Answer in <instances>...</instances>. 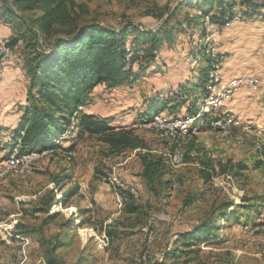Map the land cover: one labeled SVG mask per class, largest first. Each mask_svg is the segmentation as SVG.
I'll list each match as a JSON object with an SVG mask.
<instances>
[{
	"label": "rangeland",
	"instance_id": "obj_1",
	"mask_svg": "<svg viewBox=\"0 0 264 264\" xmlns=\"http://www.w3.org/2000/svg\"><path fill=\"white\" fill-rule=\"evenodd\" d=\"M85 3L82 19L116 27L132 20L143 29L162 30L155 59L141 61V65L146 66V61L150 64L139 71L137 79L113 87L98 83L90 99L79 104L83 111L107 117L111 125L125 126L144 147L112 150L95 133L78 129L73 115L62 134L66 140L58 142L56 151L36 156L26 168L0 163V264H48V254L56 260L51 264H264V87L257 76L227 79L224 74L228 52L238 46L240 52H246L243 58L248 59L257 50L264 32V8L229 22L230 27L234 22H244L236 29L240 40L233 41L224 34L230 27L215 32L214 27L220 24L212 19V24L186 23L185 17L192 19L196 12L201 20L204 12L198 10L200 0ZM237 6L240 9L239 2ZM167 15L170 19L164 22ZM257 19L262 23H255ZM164 29L170 30V37H165ZM10 48L21 58V42ZM202 52L212 58L211 67L215 62L220 83L208 88L205 79L207 94L201 109L206 102L213 106L203 112H212L210 124L227 116L225 121L231 123L219 128L191 125L194 131L190 136L180 129L173 135L158 122L143 124L141 118L150 111V99L172 98L180 84L197 79L199 68L205 65ZM255 65V61L243 64L247 68ZM233 80L236 86L220 87ZM211 96L213 102L209 101ZM188 103L159 112L169 121L184 116L194 119L186 114ZM9 132H0L2 142ZM70 144L72 149L62 148ZM177 145L185 155L174 162L172 152ZM6 150L0 149V159ZM144 152L162 160L161 180H155L154 189L141 174ZM203 161L213 163L217 171L207 181L199 174ZM236 162L245 165L239 167ZM220 163L228 165L226 172L219 171ZM167 178L171 180L168 188L161 182ZM131 187L135 193L125 189ZM243 196L258 201V210L237 209V217L227 219L217 215L224 201L232 199L238 204ZM126 201H132L137 210H126ZM214 217L218 225L215 238L191 245L198 249L189 257L183 253L167 256L179 245L178 232ZM105 228H115L117 234L109 238Z\"/></svg>",
	"mask_w": 264,
	"mask_h": 264
},
{
	"label": "trees",
	"instance_id": "obj_2",
	"mask_svg": "<svg viewBox=\"0 0 264 264\" xmlns=\"http://www.w3.org/2000/svg\"><path fill=\"white\" fill-rule=\"evenodd\" d=\"M238 2L242 11L237 6ZM260 8H264V0H200L198 10L208 13L214 22L225 25L237 10L241 11V17H245L248 13L260 11ZM85 10V0H0V18L7 22L12 30L6 45L13 47L19 42L22 43L21 64L27 78L25 101L18 124L6 140L2 142L0 139V149H7L2 158L14 150L20 155L32 150L57 147L61 139L66 140L62 134L68 129L73 115L74 125L78 126V129L95 133L112 150L144 147L141 140L132 135L125 126L111 125L107 117L83 111L79 104H84L90 99L91 92L98 83L113 87L137 79L140 76L139 71L155 59L156 50L162 41V30L143 29L132 20L116 27L97 20L82 19ZM195 15L192 19L185 17L188 25L201 23L200 15L197 12ZM169 19L170 16L167 15L163 21L168 22ZM201 27L203 35L204 28ZM164 33L165 37H170L169 29H164ZM203 43L206 44L205 41ZM202 54L205 57V65L199 68L197 79L180 84L172 93V98L167 95L150 99V111L144 113L145 116L143 115L141 120L149 119L165 108L170 110L189 100L186 114L195 116L191 125L196 128L212 127L209 116L212 112L203 113L206 111L203 107L201 109V104L207 94L206 86L210 87L209 78L215 69V62L211 67L212 58L206 56L207 53ZM145 58H150V61L144 62L146 66L140 64ZM134 63L137 64L136 68ZM195 112L198 113L193 114ZM197 117L201 118V121L196 122ZM62 148L73 147L70 144ZM262 150L264 151V143ZM141 162V174L148 187L154 189L155 180H161V157L144 152ZM234 165L242 167L245 164L236 162ZM227 166L220 163L219 171L226 172ZM216 172L214 164L205 161L199 168V174L205 181L211 179ZM54 179L59 181L58 176ZM107 180L113 186L116 185L112 178L107 177ZM161 182L168 188L171 180L167 178ZM232 204V199L224 201L217 215L227 219L237 217V209L257 211L259 207L258 201L247 196L241 197L238 204H233L232 208L228 209ZM124 207L128 211H136L138 206L132 201H126ZM217 229L214 217L203 219L191 229L178 232L179 245L169 250L167 256L183 253L185 258L189 257L198 249L190 246L201 240L215 238ZM116 231L115 228H105L109 238L116 235ZM46 260L48 264L56 262L51 254L46 256Z\"/></svg>",
	"mask_w": 264,
	"mask_h": 264
},
{
	"label": "crops",
	"instance_id": "obj_3",
	"mask_svg": "<svg viewBox=\"0 0 264 264\" xmlns=\"http://www.w3.org/2000/svg\"><path fill=\"white\" fill-rule=\"evenodd\" d=\"M255 23H262L258 19ZM244 22H234V26L227 29L225 35H229L228 39L233 41L240 40L236 29L242 26ZM11 28L8 23L0 18V35H10ZM264 32L261 43L256 44L255 52L253 51L250 57L243 58L246 52H240V47L231 50L227 53V61L224 66L225 78L240 77L242 76H257L260 78L262 87H264ZM260 46V47H258ZM249 54V52H248ZM247 57V56H245ZM258 57V58H257ZM246 61H255L254 68H247L243 66ZM19 52H12L11 54L0 53V132L11 131L19 121L21 107L25 101L26 94V75L21 64ZM239 75V76H238ZM247 89L253 91L247 84H244ZM261 89H256L260 91ZM264 96V92L262 93ZM264 102V101H263ZM262 103V102H261ZM257 120H261L260 117ZM264 123V122H263ZM10 134V132H9ZM9 135H7L8 138ZM2 134L0 133V139ZM5 138V139H7ZM2 140V139H1Z\"/></svg>",
	"mask_w": 264,
	"mask_h": 264
},
{
	"label": "bare ground",
	"instance_id": "obj_4",
	"mask_svg": "<svg viewBox=\"0 0 264 264\" xmlns=\"http://www.w3.org/2000/svg\"><path fill=\"white\" fill-rule=\"evenodd\" d=\"M208 14L207 13H203L202 15V18L201 20L206 23V24H209L208 23ZM242 18L241 17V11L237 10L232 16L231 18L226 22V23H229V22H233L235 20H238ZM225 23V24H226ZM0 53H1V43H0ZM7 54L11 53V52H6ZM254 83H253V86L256 87V85L258 84L257 83V79H254L253 80ZM209 83H210V87L211 86H216V84L220 83V77L219 75L217 74V71L212 70V72L210 73V78H209ZM230 84H225V86L223 84H220V87L221 88H225V87H232L231 85H234L236 86V82L235 80L233 81H230L229 82ZM233 86V87H234ZM229 90V89H228ZM213 99V96L210 97V100L211 102H213L214 100ZM210 109H213V106L211 104H207L204 103L203 105V110L204 111H210ZM183 116V115H182ZM172 118V117H171ZM169 118L165 116V114H162L161 112H157L155 114H153L149 119H144L142 120L143 124H147L149 125L151 122H155L157 121L159 123L160 126H166L170 129L171 133L174 135V132L177 133V131L180 129V131L183 132V135L184 133H186L187 136H190L191 135V132H193L194 128L192 129L191 128V123H192V117L191 116H184L182 118H172L174 119L173 121H169L168 120ZM219 121H222V119H216L215 121L213 122H219ZM224 122H226L225 120H223ZM174 123V128L175 129H172L169 125H165V124H170V123ZM156 124V123H155ZM157 126V125H156ZM159 127V126H158ZM157 128V127H156ZM166 128V129H168ZM159 130V128L157 129ZM180 133V132H179ZM260 133V132H259ZM164 135V134H163ZM176 136V135H175ZM173 138V137H172ZM171 138V139H172ZM188 140V139H187ZM57 147H46V148H43L41 150H32V151H29V152H26V153H23V154H16V150H14L13 152L11 153H8L6 156H4L3 158H20V161L19 162H14V163H7L8 165H12V166H20L21 168L25 167L33 158H35L36 156H40L42 155L43 153H46V152H50L52 151L53 149H57ZM70 152V151H69ZM261 154V153H260ZM184 150L183 148L180 146V145H177L175 146V148L173 149V152H172V161L174 162H179L182 160V158L184 157ZM264 156V155H263ZM262 156V157H263ZM27 167V166H26ZM25 167V168H26Z\"/></svg>",
	"mask_w": 264,
	"mask_h": 264
},
{
	"label": "built area",
	"instance_id": "obj_5",
	"mask_svg": "<svg viewBox=\"0 0 264 264\" xmlns=\"http://www.w3.org/2000/svg\"><path fill=\"white\" fill-rule=\"evenodd\" d=\"M208 23L209 24H212V20H211V18L210 17H208ZM231 26V23H229V24H227V25H220V27H214V31L215 32H218V30L220 29V28H227V27H230ZM7 39L8 38H5V40H2L1 38H0V43H1V53H6V52H12V50H11V48L10 47H8L7 45H6V41H7ZM155 122H157V121H155ZM223 123H231V122H224L223 120L222 121H219V122H212L211 123V125H213V126H215V128L216 127H221V126H223ZM239 123V122H238ZM237 123V124H238ZM165 125H169L172 129H175L174 128V123L172 122V123H170V124H165ZM20 161V158H1L0 159V163H14V162H19ZM125 189H127L130 193L131 192H133V193H135L134 192V189L131 187V188H125Z\"/></svg>",
	"mask_w": 264,
	"mask_h": 264
}]
</instances>
